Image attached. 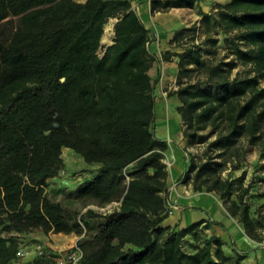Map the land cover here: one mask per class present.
I'll return each mask as SVG.
<instances>
[{"label":"trees","instance_id":"16d2710c","mask_svg":"<svg viewBox=\"0 0 264 264\" xmlns=\"http://www.w3.org/2000/svg\"><path fill=\"white\" fill-rule=\"evenodd\" d=\"M199 0H151V12L193 7ZM203 13L206 42L222 32L231 59L202 58L194 44L177 54V94L184 134L211 126L216 137L205 157L194 158L180 181L215 191L252 238L263 241L264 219L254 217L245 198L244 174L224 178L230 161L248 145H264V0L217 2ZM18 17L15 27L2 23ZM111 17L114 43L98 50ZM197 22L178 29L171 43L195 37ZM152 30L131 0H0V264H13L18 233L75 231L85 264H237L248 251L227 255L217 235L203 237V220L179 230L162 222L167 212V139L155 133V80L159 56L150 50ZM250 65L232 76L239 64ZM252 71L254 73H252ZM187 77V80L184 78ZM192 77H196L192 79ZM70 147L87 163L100 164L76 195L112 210L81 213L52 199L50 178ZM190 234L201 240L183 247ZM27 264H46L43 258Z\"/></svg>","mask_w":264,"mask_h":264},{"label":"crops","instance_id":"0c3cea01","mask_svg":"<svg viewBox=\"0 0 264 264\" xmlns=\"http://www.w3.org/2000/svg\"><path fill=\"white\" fill-rule=\"evenodd\" d=\"M76 1L84 2L85 0ZM229 1L231 0H199L193 7H173L169 11H158L154 14L151 12V0H131V3L132 8L139 13L146 25L151 28L153 40L149 47L152 52L159 56L162 51L168 49L169 42L178 29L195 22L198 23L203 13L211 12L217 2L226 3ZM169 62L172 63L169 60H162L159 56V60L153 63L149 71L152 78L154 77L153 80L159 78L160 75L162 76L161 83L155 87L156 96H163V84L168 79L173 78L174 70H177V64ZM161 66L165 70L160 73L159 68ZM171 96L176 97L160 99V106H162L163 102L167 105L164 114L160 113L156 108L159 116L157 134L165 139L173 138L179 127L180 114L174 115L171 113V106L179 97L177 94ZM157 106L158 101L156 102ZM166 118H168L167 120H169L171 125L169 130L166 129L164 124ZM169 150V152H166L167 159H165V162L169 165L167 202L169 205H174L175 209L164 219L162 224L171 226V229L179 230L193 222L203 220L200 227L202 234L205 237L214 234L219 236L223 242L222 247L227 255H236L237 253L248 251L245 257L237 262V264H257L258 262L264 264V239L263 241H258L249 236L243 223L229 213L218 193L195 190L186 183L181 182L180 177L188 168L186 156L180 147H171ZM88 164L93 168L96 167L91 172L92 175L88 177L91 178L100 164ZM59 234L64 235L62 241L55 239ZM18 235H20L21 244L40 241L45 247L59 250L73 245L80 238L75 232L55 230L49 232L34 230L23 234L18 233ZM72 241L74 242L73 244L66 247L63 246ZM23 261L25 263L28 261V258L26 257Z\"/></svg>","mask_w":264,"mask_h":264},{"label":"rangeland","instance_id":"374dc122","mask_svg":"<svg viewBox=\"0 0 264 264\" xmlns=\"http://www.w3.org/2000/svg\"><path fill=\"white\" fill-rule=\"evenodd\" d=\"M213 10L214 9H212V11ZM19 22L20 19L18 17H14L12 21H9L7 23L6 22L2 23V27L3 28L15 27L19 24ZM198 25L199 28L195 37H192L191 35L185 36L178 45L169 42L168 49L162 51L161 54L159 55L162 58V60H166L163 59V53L165 51L184 52L194 44L198 45V47L202 50V58L205 60L210 59L217 61L220 58H225L226 60L231 59L232 55L230 54L228 55L229 49L227 48L226 43L224 41L225 35L222 32L215 33L214 32L215 30L212 31V34L214 36L219 37L220 41L216 45H211L210 43L206 42V36H207L206 28L204 26H201L200 22H198ZM179 60L180 57L177 54L170 55L169 61H172V63L171 62L169 63L171 64H173V62L176 63L177 70H174L175 71L174 77L168 79V81H165V83L163 84V88H162L163 96H156V102L158 101V106L156 108L158 109V111H160V113L162 112L163 114L165 113V108L167 107V105L163 102L162 106H160L161 103L160 99H166L167 97L175 98L176 96H171L169 95V93L171 91L176 90L179 87L177 83L179 69H180ZM250 68H251L250 65H244L239 63L233 69L232 76L244 75L247 73V70H249ZM164 70L165 68L163 66L159 68L160 73L161 71L164 72ZM252 73L254 72L252 71ZM161 78L162 76L160 75L159 78H156V80L154 79L156 87L161 83ZM195 78L196 77H192V79ZM184 80H187V77H185ZM260 82L261 85L264 86V76L260 78ZM179 103L180 100L178 99L171 106V113H173L174 115L179 113L177 111V105ZM155 118L156 120H155L154 130L156 135L159 136L157 134V127H158L157 121L159 118L157 111ZM216 134H217L216 131H213L212 127L209 126L206 129L200 130L198 133H196L193 136L185 135L184 125L180 115L179 127L174 137L171 139L166 138L169 143V147L165 151V153L169 152L170 151L169 149H171V147L174 148L180 147L186 156L188 166L190 165L192 158H194L196 162L199 163L205 157V151L208 146V143L216 137ZM62 156L64 158L63 166L56 176L50 178L49 185L46 188L48 195L54 200L61 201L67 208H70L72 210H78L81 213L85 212L88 208H93L101 212L110 211L108 206L109 204H113V202L101 206L95 203H88L85 200H81L76 195L77 188L79 187V185L82 184L85 179H87L89 176L92 175L91 172H93L96 169V167L94 168L91 167V165H89L84 160V158L79 153L74 151L72 148L65 147L63 149ZM165 159H167V155ZM243 174L245 176L243 180L244 187H247L248 189L245 193V198L250 204L251 214L254 217H259L264 219V145L261 144L248 145L247 152L244 158L234 159L233 161H230L227 165V168L222 173L224 178H237ZM187 185L191 188H194L192 184H187ZM200 191H207V190L206 188H204L203 190ZM208 192H215V191H208ZM221 200L223 201L222 198ZM71 232L73 233L75 231H71ZM202 236L204 237L203 234ZM79 237L81 238V235H79ZM55 239L62 241L64 239V235L59 234L58 236L55 237ZM73 243L74 242L72 241L70 243L64 244L63 246L66 247ZM201 243H202L201 240H196L190 234H188L184 237L183 247L187 251H193ZM60 251L61 250L59 249L46 247L45 254L38 258H43L46 264H57L58 252ZM33 260H35V258L26 261L24 264H27L28 262H31ZM257 264L260 263L258 262Z\"/></svg>","mask_w":264,"mask_h":264},{"label":"built area","instance_id":"2783aa9c","mask_svg":"<svg viewBox=\"0 0 264 264\" xmlns=\"http://www.w3.org/2000/svg\"><path fill=\"white\" fill-rule=\"evenodd\" d=\"M109 20L112 21L113 24L111 28L110 40L107 42H103L101 39V46L98 50L100 56L104 55L107 46L114 43V37H115L114 24L118 20V17H111ZM119 203L120 202L118 201H114L113 204H109L108 208L112 210ZM174 209H175L174 205L172 204L167 205L168 214L172 213ZM45 251H46V247L40 241L20 244L17 258L14 260V263L24 264L23 259H25L26 257L28 258V260L34 259L44 255ZM84 257L85 254L83 248L78 244V242H75L73 245L58 252L57 264H85Z\"/></svg>","mask_w":264,"mask_h":264},{"label":"bare ground","instance_id":"6f19581e","mask_svg":"<svg viewBox=\"0 0 264 264\" xmlns=\"http://www.w3.org/2000/svg\"><path fill=\"white\" fill-rule=\"evenodd\" d=\"M112 26H113L112 21H109V22L106 23V25H105V32H104V35H103V38H102V41L103 42H107V41L110 40V34H111V28H112ZM167 119L168 118H166L164 124L166 126V129L169 130L171 128V125H170L169 120H167Z\"/></svg>","mask_w":264,"mask_h":264},{"label":"water","instance_id":"95a60500","mask_svg":"<svg viewBox=\"0 0 264 264\" xmlns=\"http://www.w3.org/2000/svg\"><path fill=\"white\" fill-rule=\"evenodd\" d=\"M117 21H118V20H117ZM117 21H116V22H117ZM116 22H115V24H116ZM115 24H114V26H115ZM102 38H103V37H102Z\"/></svg>","mask_w":264,"mask_h":264}]
</instances>
